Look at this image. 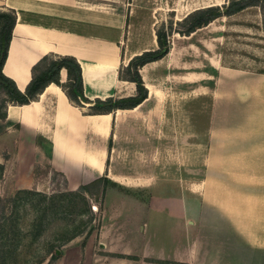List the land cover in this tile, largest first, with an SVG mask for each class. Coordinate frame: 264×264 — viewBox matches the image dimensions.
<instances>
[{
    "label": "crops",
    "instance_id": "0c3cea01",
    "mask_svg": "<svg viewBox=\"0 0 264 264\" xmlns=\"http://www.w3.org/2000/svg\"><path fill=\"white\" fill-rule=\"evenodd\" d=\"M0 10L16 16L2 73L20 92L43 57H71L80 66L82 107L50 84L27 105L8 104L0 120V183L7 190L46 183L101 207L98 228L67 243L68 264H264V212L254 207L264 203V85H239L244 75L224 70L216 57L192 70L185 41L196 31L173 32L168 54L139 69L147 91L140 105L89 114L96 100L136 94L120 73L134 57L158 48L147 6L135 0H0ZM59 78L66 83L65 70ZM244 98L247 111L238 119L234 106ZM204 101L215 109L210 149L191 180L189 165L177 163L179 174L170 156L187 151L190 106ZM43 165L48 171L39 180L36 167ZM159 202L172 211L182 207L187 229L180 237L167 228L159 232Z\"/></svg>",
    "mask_w": 264,
    "mask_h": 264
},
{
    "label": "rangeland",
    "instance_id": "374dc122",
    "mask_svg": "<svg viewBox=\"0 0 264 264\" xmlns=\"http://www.w3.org/2000/svg\"><path fill=\"white\" fill-rule=\"evenodd\" d=\"M135 1H142L147 6L146 17H150V22L153 23L152 30L157 31L163 27L168 32L170 24H172L171 33H173L179 29L175 23L180 17L192 13L202 6L217 5L215 7L221 9L237 0ZM259 1L264 3V0ZM181 7L184 10H179ZM175 10L179 15L174 12ZM154 21H156L155 26ZM185 47L184 55L191 61L192 70L199 69L198 61L207 59L206 64L208 65V58L216 57L224 70L244 75L239 85H264V8L251 6L232 16L218 18L206 28L197 30L191 38L185 41ZM243 88L244 92L241 91V93H244L243 96L246 98L248 87L244 86ZM206 98L210 99V96H206ZM245 98L244 102L241 101L242 104L234 106V115L238 119L246 114ZM227 99L224 97L223 101ZM235 102L237 103V101ZM226 108L227 106L223 105L222 111L225 112ZM87 111L89 114L96 112L91 109ZM176 112L181 111L177 110ZM189 113L190 139L183 140L185 144L190 142V148L186 147V152L180 151V153L171 154L170 157L175 162V169L180 167L179 174L182 173V166H178L177 163H184L186 167L189 165L190 168L185 171V175L194 180L201 174V164L209 154L208 129L211 123L209 119L215 113V109L212 105L210 106L208 101L196 102L190 106ZM183 140L180 139V142L182 143ZM160 158L157 163L161 161ZM47 171L44 165L38 166L36 167V176L42 180ZM52 179L56 183L57 179L54 176ZM6 188L0 183V208L2 209L0 219H11L14 224L12 229L20 231L21 235L19 234L17 238L6 242L5 246L10 249L11 253L5 264H36L40 260L43 261L41 264H68L71 256L70 248L67 243L63 242L64 237L77 231L81 242L88 232L95 231L100 225L101 207L96 206L97 211H92L87 203V207L83 205L82 198L76 196V193L60 192L55 186L49 189L50 186L46 183L40 184L37 190L31 191L11 192ZM185 196L187 197L186 194ZM194 199L197 200V197ZM14 205L15 207L12 208ZM166 205L165 202H159V213L157 210L154 212L158 230L160 233H164L167 228L175 231V234L180 237V234L183 235L187 229L182 207L178 208L177 206L172 211ZM258 205L255 204L254 207L256 209L260 207L264 212V203L260 202ZM40 209L45 211L40 214ZM85 210H88L89 214H82ZM165 215L168 218H165ZM170 215L172 216L170 217ZM35 216H40L43 226L41 236L33 240L27 231ZM163 218L167 222L162 220ZM55 250H58L59 254H56ZM51 252L55 254L56 259L50 260Z\"/></svg>",
    "mask_w": 264,
    "mask_h": 264
},
{
    "label": "trees",
    "instance_id": "16d2710c",
    "mask_svg": "<svg viewBox=\"0 0 264 264\" xmlns=\"http://www.w3.org/2000/svg\"><path fill=\"white\" fill-rule=\"evenodd\" d=\"M251 6H259L263 9L264 3L260 2L259 0H237L229 3L226 7L221 9L218 7L198 9L188 14L181 21H177L175 25L178 26L179 29L173 32L180 34L181 36H189L195 31L207 27L210 23L218 18L232 16ZM15 21L16 16L13 11L0 10V120H4L5 110L8 104L19 106L27 105L34 101L40 94H42L45 88L50 84L60 87L70 102L82 107L80 101H86L83 98L81 70L76 60L71 57H43L32 68L31 81L27 85L24 92H20L16 88L14 82L2 73V68L6 60L8 45L12 37V30L14 28ZM171 31L172 24H170L168 32L163 27L158 29L155 33L158 48L154 51L144 52L141 55L134 57L129 62V64L124 69H122V73H120L121 77L135 84L136 94L132 97L118 100H96L93 102L94 105L90 108L91 110L96 111L92 113L93 115L109 114L114 110L134 109L147 98V91L144 88L140 78L139 69L148 63L162 59L168 54L170 49L168 36L172 34ZM61 70H65L67 75V81L63 85L60 83L59 78V73ZM54 175L57 179L56 184L58 185L60 175ZM76 196L82 198L81 200L83 205L87 207V202L85 199L80 194L76 193ZM14 207L15 205L12 208ZM1 211L2 209L0 208V212ZM44 211L45 210L43 209L39 210L40 214ZM85 213L89 214L88 210L82 212V214ZM8 220L4 218L0 219V264H5L7 257H9L11 253L10 249L5 246L6 242L12 238H17L19 234L21 235L20 231H15L12 229L14 224L12 223L11 219ZM42 226L43 225L40 216H35L28 228L27 234L33 240H36L41 236ZM76 236H79L77 231L70 236L64 237L63 242L68 243ZM54 259H56L55 254L51 252L50 260ZM42 262L43 261L40 260V262L38 261L36 264H41Z\"/></svg>",
    "mask_w": 264,
    "mask_h": 264
},
{
    "label": "built area",
    "instance_id": "2783aa9c",
    "mask_svg": "<svg viewBox=\"0 0 264 264\" xmlns=\"http://www.w3.org/2000/svg\"><path fill=\"white\" fill-rule=\"evenodd\" d=\"M91 209H92V211H94V212L97 211V207H95V206H92Z\"/></svg>",
    "mask_w": 264,
    "mask_h": 264
},
{
    "label": "water",
    "instance_id": "95a60500",
    "mask_svg": "<svg viewBox=\"0 0 264 264\" xmlns=\"http://www.w3.org/2000/svg\"><path fill=\"white\" fill-rule=\"evenodd\" d=\"M56 254H59V252H58V251H56Z\"/></svg>",
    "mask_w": 264,
    "mask_h": 264
}]
</instances>
